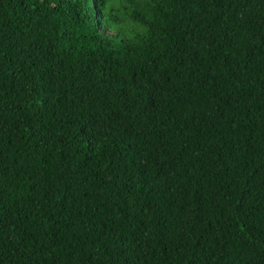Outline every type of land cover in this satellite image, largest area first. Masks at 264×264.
<instances>
[{
    "label": "trees",
    "instance_id": "obj_1",
    "mask_svg": "<svg viewBox=\"0 0 264 264\" xmlns=\"http://www.w3.org/2000/svg\"><path fill=\"white\" fill-rule=\"evenodd\" d=\"M0 264H264V0H0Z\"/></svg>",
    "mask_w": 264,
    "mask_h": 264
}]
</instances>
